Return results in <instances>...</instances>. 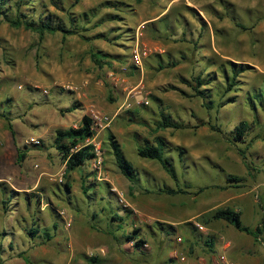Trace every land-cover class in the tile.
Wrapping results in <instances>:
<instances>
[{"label": "rangeland", "instance_id": "rangeland-1", "mask_svg": "<svg viewBox=\"0 0 264 264\" xmlns=\"http://www.w3.org/2000/svg\"><path fill=\"white\" fill-rule=\"evenodd\" d=\"M21 1L10 0L9 17L51 15L76 33L41 38L0 18V109L9 110L15 131L0 114V264H264V232L255 241L212 217L231 207L255 229L264 216V136L257 137L264 135V0ZM138 48L148 52L139 64ZM94 50L109 57L99 62ZM215 56L251 65L242 88L226 93L237 101L221 107L189 96L184 80L215 70L204 60ZM173 60L179 63L168 66ZM221 83L218 73L212 86ZM162 110L186 126L156 132ZM92 111L114 116L97 137L102 166L93 157L67 174L56 132ZM242 120L252 130L234 143L231 132ZM157 135L184 147L182 160L167 152L177 178L138 154ZM114 140L141 174L138 184L119 167ZM19 149L26 151L21 163ZM231 174L243 181L230 182ZM166 186L190 192L160 191ZM116 212L122 219L112 218ZM34 226L49 227L53 238L32 236Z\"/></svg>", "mask_w": 264, "mask_h": 264}, {"label": "trees", "instance_id": "trees-1", "mask_svg": "<svg viewBox=\"0 0 264 264\" xmlns=\"http://www.w3.org/2000/svg\"><path fill=\"white\" fill-rule=\"evenodd\" d=\"M79 1L81 0H76V2ZM17 5L20 7L22 3L19 2ZM10 6V0H0V18L3 17L14 27L23 26L26 29H30L39 33L41 38H43L46 33H55L58 31L64 33L65 35L76 33L73 29H69L63 23H55L51 15H47L46 18H40L39 21H36L35 19L29 17L25 13L18 14L16 15V17H9L8 11L10 10ZM92 55L99 62H103L104 60H106L105 58L109 57V55H107L103 51L95 50L93 51ZM218 59L221 60L219 57L216 56L215 59L214 57H207L206 59H204L208 63V66H217L215 70L206 72L204 69L202 72L193 76L192 79H184L186 80V82H188L193 91V94L189 96H199L204 99H209V103H207L209 107H214L215 105H219L218 107H221L231 102H236L238 95L227 97L226 93L232 90H240L243 84V79L241 78V76L246 70L251 68V65H249L248 63H238L230 59L226 61L221 60L219 62ZM163 62L164 61H160L161 68L166 67ZM178 63V60H173L168 62L167 65L176 66ZM218 73L222 74V77L224 78V83H221V86H212L216 79H218ZM215 93L218 95V102L216 101V99H213ZM259 93H262V91H259L258 94ZM253 97L254 95L249 97V100H251V103L255 105L256 102L254 101ZM261 103L264 104V102ZM77 107L78 106L75 105L74 107L68 110H73ZM8 112L9 110L7 108L3 110L0 109V114L4 115L7 118L9 130L13 134H15L14 124L12 121L13 118L9 116ZM130 120L134 119L132 118ZM155 123L156 132L168 128L181 129L186 126L183 121L175 119V117L171 113L166 112L164 110L161 111L160 116L156 119ZM252 126L253 125L248 120H242L231 132V141L234 143H244L246 141L247 134H249V132L252 130ZM213 128L217 127L213 126ZM94 134L95 131L93 128V120L88 114L83 116L81 124L79 126H71L66 129L57 130L54 142L63 157V162L66 165L65 170L67 174H70L74 170L82 167L87 160H91L95 156L93 145H83L76 150H72L77 145L83 144L88 138L93 137ZM262 136L264 135H257L258 138ZM112 145L114 147L118 165L121 168L122 172L133 184H138L141 180V174L139 176L137 168L133 165L131 161L126 158L123 149L115 142V140L112 142ZM171 145L172 144L162 135H157L156 141L154 143H151L150 140L145 139V142L143 144H140L138 147V154L143 158L157 160L163 165L165 170L170 175H172L174 178H177L176 165L173 162V157L171 155H168L167 152L168 150L170 152V150L173 149L172 151H176L182 160L184 147L177 146L176 148H172ZM240 153L244 158L246 165L250 168V164L247 161L248 157L246 150L244 148H241ZM25 157L26 151L19 149L18 162H23ZM228 180L230 182L240 183L243 181V178L231 174L229 175ZM65 185L68 189L71 187V183L69 182H66ZM229 186L240 187L241 185L230 184ZM188 188H190V186H186V188L181 186H178L177 188L166 186L160 188V191L171 195H176L180 193L186 194L190 192ZM222 188H226V186H222ZM85 189L88 191L87 185L85 186ZM262 207L264 208V206ZM212 217L216 220H225L231 223L237 229L252 235L255 241L261 240V236L264 232V216L262 218L261 223L255 229H251L250 227L244 225L242 222V212L231 207L218 209L213 213ZM112 218L122 219L121 215L118 212L114 213ZM54 228H57L56 224L54 225ZM28 233L32 236H37V234H39L38 236L42 238L45 242L51 240L54 236V233L49 227H43L41 230L40 227L34 226L29 230ZM127 238L129 240L136 241L137 246L145 243V241L141 239L138 235H127ZM24 259L27 263H32L28 256L25 255Z\"/></svg>", "mask_w": 264, "mask_h": 264}, {"label": "built area", "instance_id": "built-area-1", "mask_svg": "<svg viewBox=\"0 0 264 264\" xmlns=\"http://www.w3.org/2000/svg\"><path fill=\"white\" fill-rule=\"evenodd\" d=\"M148 54L147 50H141V49H136L135 53H134V61L135 63L139 64L142 62V58L144 56H146ZM93 120V128L95 131V134L93 137L88 138L83 144H79L77 145L75 148H73L72 150H76L78 148H80L83 145H93L94 146V151H95V156L93 158V162L94 165L97 168H100L102 166V156H101V151H100V147L98 146L97 143V137L100 131L104 130L106 127H108L114 120V116L107 114V113H103V112H95L92 111L91 114H89ZM31 140L36 143V144H40L41 141L35 139V138H31Z\"/></svg>", "mask_w": 264, "mask_h": 264}, {"label": "crops", "instance_id": "crops-1", "mask_svg": "<svg viewBox=\"0 0 264 264\" xmlns=\"http://www.w3.org/2000/svg\"><path fill=\"white\" fill-rule=\"evenodd\" d=\"M71 109V108H70ZM75 109H78V107L77 108H75ZM75 109H73V110H75ZM73 110H69V111H73ZM231 243H229V245H230ZM234 249H236V247L234 248Z\"/></svg>", "mask_w": 264, "mask_h": 264}]
</instances>
